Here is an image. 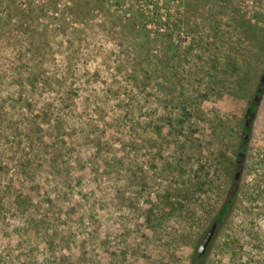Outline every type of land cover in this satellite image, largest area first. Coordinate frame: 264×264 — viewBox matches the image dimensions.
I'll return each instance as SVG.
<instances>
[{
	"label": "rangeland",
	"instance_id": "obj_1",
	"mask_svg": "<svg viewBox=\"0 0 264 264\" xmlns=\"http://www.w3.org/2000/svg\"><path fill=\"white\" fill-rule=\"evenodd\" d=\"M263 74L264 0H0V264H190L231 186L264 264Z\"/></svg>",
	"mask_w": 264,
	"mask_h": 264
},
{
	"label": "water",
	"instance_id": "obj_2",
	"mask_svg": "<svg viewBox=\"0 0 264 264\" xmlns=\"http://www.w3.org/2000/svg\"><path fill=\"white\" fill-rule=\"evenodd\" d=\"M263 87H264V74L260 77L259 86L256 88V91L259 92V94L255 93V95L253 97V101H255L256 105H257L258 100H259V95L262 93ZM245 115L249 116V118L245 121V126L249 127L250 126L249 122L252 120V118L254 116V112L250 111V109L247 108ZM244 137H246V136H244ZM241 156H243V154H241ZM238 175H239V171H236L234 176H233V179L236 180L238 178ZM216 228H217V223L215 221H213L198 243V246L196 248L197 255H203L205 253V250H206L207 246L209 245V243H210V241H211V239L215 233Z\"/></svg>",
	"mask_w": 264,
	"mask_h": 264
},
{
	"label": "trees",
	"instance_id": "obj_3",
	"mask_svg": "<svg viewBox=\"0 0 264 264\" xmlns=\"http://www.w3.org/2000/svg\"><path fill=\"white\" fill-rule=\"evenodd\" d=\"M255 93H258L257 91H255ZM256 104L253 102H249L248 104V108L250 109V111H254ZM248 131V128L246 126L243 127V132L246 133ZM235 195V191H234V187L231 186L229 188H227L226 192H225V196L223 201L221 202V204L219 205L217 212L214 216V219L217 222H221L224 218V215L226 214L227 210L230 208L233 198ZM190 264H202V256H198L196 251L193 253L191 260H190Z\"/></svg>",
	"mask_w": 264,
	"mask_h": 264
},
{
	"label": "flooded vegetation",
	"instance_id": "obj_4",
	"mask_svg": "<svg viewBox=\"0 0 264 264\" xmlns=\"http://www.w3.org/2000/svg\"><path fill=\"white\" fill-rule=\"evenodd\" d=\"M255 103V101H253ZM248 128V127H247ZM239 154H242L241 152H239ZM214 221L217 223V225L219 224V222H217L215 219ZM198 256H202V255H198Z\"/></svg>",
	"mask_w": 264,
	"mask_h": 264
}]
</instances>
